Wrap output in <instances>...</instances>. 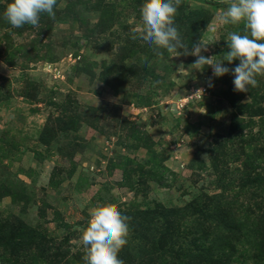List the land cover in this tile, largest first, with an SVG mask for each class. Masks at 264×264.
Listing matches in <instances>:
<instances>
[{
  "label": "rangeland",
  "instance_id": "obj_1",
  "mask_svg": "<svg viewBox=\"0 0 264 264\" xmlns=\"http://www.w3.org/2000/svg\"><path fill=\"white\" fill-rule=\"evenodd\" d=\"M7 2L0 0V264H84L76 229L97 203L128 217L214 205L220 195L236 211L234 260L264 264L258 234L242 227L246 201L264 199V76L237 92L238 60L225 61L221 77L210 66L177 73L196 57H156L140 38L144 0H57L54 19L44 13L39 27L22 28L4 19ZM227 7L181 0L175 25L189 51L201 40L209 44L202 55L223 59L228 33L244 34L243 23H216ZM248 173L262 192L247 190L257 185ZM187 210L180 224L193 220ZM128 225L118 258L140 263L150 238Z\"/></svg>",
  "mask_w": 264,
  "mask_h": 264
},
{
  "label": "clouds",
  "instance_id": "obj_2",
  "mask_svg": "<svg viewBox=\"0 0 264 264\" xmlns=\"http://www.w3.org/2000/svg\"><path fill=\"white\" fill-rule=\"evenodd\" d=\"M226 2L228 7L219 10L215 17L216 23L220 26L243 23L244 34L228 33L229 50L222 60L202 55V52L208 50L209 44L201 40L192 45L191 51L188 50L175 25L181 0H144L139 9L140 38L153 48L159 60L164 59L165 52L171 57H196L188 71L180 64L177 73H186L190 69L202 70L205 66H210L213 76L221 77L229 72L224 62L231 64L238 60V66L231 70L234 76L232 83L235 91L247 92L249 86H258L257 76H264V0ZM56 5L57 0H11L6 3L3 15L14 28H22L24 25L39 27L41 14L46 13L50 18H55ZM197 92L202 93V90ZM203 159L206 161L209 157L204 156ZM88 216L86 225L76 229L81 234L84 264H123L118 253L128 242L130 217L122 215L111 203H97L88 210Z\"/></svg>",
  "mask_w": 264,
  "mask_h": 264
},
{
  "label": "trees",
  "instance_id": "obj_3",
  "mask_svg": "<svg viewBox=\"0 0 264 264\" xmlns=\"http://www.w3.org/2000/svg\"><path fill=\"white\" fill-rule=\"evenodd\" d=\"M253 175L252 173L247 174V176ZM254 176L255 180H250L248 183L257 185L252 188L247 187V190L257 191L259 189L262 192L263 185L255 182L257 176ZM218 199L220 200H216L214 205L190 203L188 208L193 220L188 223L189 225L185 222L180 224L185 219L182 215L188 211L187 206L180 213L162 210V214H157L155 210H147L128 214L130 217L128 222L143 226L140 230L147 233L150 238L148 241L149 258L141 260L140 263L138 261L128 262V264H244V258L242 261L233 258L234 248L239 245V240L235 235L240 234L234 217L236 211L224 203L221 195ZM244 206L245 211L248 212H243L242 227L246 233L258 234L254 249L257 248L259 252L264 247V199L259 203L248 200ZM172 216L174 221L178 218L176 224L170 221ZM249 218L253 219L250 221ZM185 224L188 226L183 227L181 231L177 230L179 226ZM140 242L144 243L143 239H140ZM248 248L251 249L249 244ZM165 255L170 258L169 263L160 260V257ZM257 258V256H252V259Z\"/></svg>",
  "mask_w": 264,
  "mask_h": 264
}]
</instances>
